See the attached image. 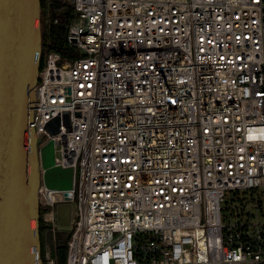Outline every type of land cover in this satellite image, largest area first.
Returning a JSON list of instances; mask_svg holds the SVG:
<instances>
[{"label":"built area","instance_id":"2783aa9c","mask_svg":"<svg viewBox=\"0 0 264 264\" xmlns=\"http://www.w3.org/2000/svg\"><path fill=\"white\" fill-rule=\"evenodd\" d=\"M56 1L26 129L73 186L41 183L43 264L75 198L64 264H264V0Z\"/></svg>","mask_w":264,"mask_h":264},{"label":"water","instance_id":"95a60500","mask_svg":"<svg viewBox=\"0 0 264 264\" xmlns=\"http://www.w3.org/2000/svg\"><path fill=\"white\" fill-rule=\"evenodd\" d=\"M40 0H0V264H43L40 146L27 132L43 49ZM66 120V117H65ZM59 121L46 130L54 135Z\"/></svg>","mask_w":264,"mask_h":264},{"label":"rangeland","instance_id":"374dc122","mask_svg":"<svg viewBox=\"0 0 264 264\" xmlns=\"http://www.w3.org/2000/svg\"><path fill=\"white\" fill-rule=\"evenodd\" d=\"M48 3V2H47ZM49 8V4H47ZM49 9H47L48 12ZM42 184L51 191H70L73 186V170L54 167V144L48 142L40 147ZM56 234L68 232L71 223L76 221L77 198L73 202L58 203L54 207ZM41 236V250L45 245L51 246L52 235L45 229Z\"/></svg>","mask_w":264,"mask_h":264},{"label":"trees","instance_id":"16d2710c","mask_svg":"<svg viewBox=\"0 0 264 264\" xmlns=\"http://www.w3.org/2000/svg\"><path fill=\"white\" fill-rule=\"evenodd\" d=\"M40 0L41 10H42V19L43 21L46 19L51 20L47 24L43 25V49L42 50H54L63 55H67L66 49H64V41H63V33L64 26L67 23L70 9L65 5L58 3L56 0ZM49 4V8L47 6ZM47 9L48 12H47ZM59 12L57 16L54 15L55 12ZM57 18L59 23L57 25L52 24V20ZM44 213V209L40 207V221H39V235L40 240L42 236V231L45 230L41 222V215ZM69 239L68 233H60L56 234V253L58 264H64L66 258V242Z\"/></svg>","mask_w":264,"mask_h":264},{"label":"crops","instance_id":"0c3cea01","mask_svg":"<svg viewBox=\"0 0 264 264\" xmlns=\"http://www.w3.org/2000/svg\"><path fill=\"white\" fill-rule=\"evenodd\" d=\"M41 170H42V166H41Z\"/></svg>","mask_w":264,"mask_h":264}]
</instances>
